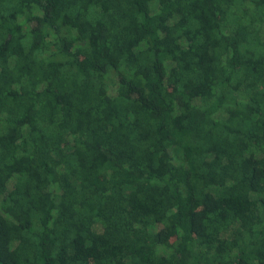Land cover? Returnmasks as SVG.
Here are the masks:
<instances>
[{
	"label": "trees",
	"instance_id": "obj_1",
	"mask_svg": "<svg viewBox=\"0 0 264 264\" xmlns=\"http://www.w3.org/2000/svg\"><path fill=\"white\" fill-rule=\"evenodd\" d=\"M264 0H0V264H264Z\"/></svg>",
	"mask_w": 264,
	"mask_h": 264
},
{
	"label": "rangeland",
	"instance_id": "obj_2",
	"mask_svg": "<svg viewBox=\"0 0 264 264\" xmlns=\"http://www.w3.org/2000/svg\"><path fill=\"white\" fill-rule=\"evenodd\" d=\"M262 33H263V35H264V27L262 28Z\"/></svg>",
	"mask_w": 264,
	"mask_h": 264
}]
</instances>
